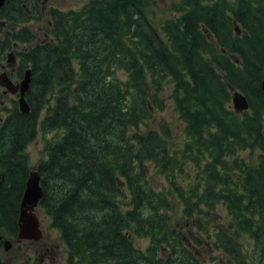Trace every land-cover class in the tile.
<instances>
[{"label": "trees", "instance_id": "16d2710c", "mask_svg": "<svg viewBox=\"0 0 264 264\" xmlns=\"http://www.w3.org/2000/svg\"><path fill=\"white\" fill-rule=\"evenodd\" d=\"M155 3L52 8L47 40L20 51L33 69L31 110H14L3 138L9 183L29 176L26 147L41 129V210L81 261L200 264L186 233L197 248L223 251L226 264H264V0L174 1L176 16L160 27L149 17ZM23 32L11 37L36 38L30 26ZM231 87L248 110L233 109ZM168 99L185 123L178 148L156 120ZM151 165L168 187L152 186ZM190 168L195 179L184 184Z\"/></svg>", "mask_w": 264, "mask_h": 264}, {"label": "flooded vegetation", "instance_id": "af4514ba", "mask_svg": "<svg viewBox=\"0 0 264 264\" xmlns=\"http://www.w3.org/2000/svg\"><path fill=\"white\" fill-rule=\"evenodd\" d=\"M53 1L5 0L0 7V74L7 71L15 83H19L26 70L31 67L29 58L20 55L21 49L27 51L36 42L41 43L49 37L46 27L43 34L37 28L41 21L51 24L49 12L52 8H57V5L52 3ZM20 10L23 15L22 18L16 22H10L11 15L16 17ZM25 13L28 16L27 21L24 20ZM25 26H31L36 38L32 42L14 40L11 33H13L12 36L15 34L22 35ZM11 54H14L12 61H10ZM30 89L31 86L27 95L31 92ZM19 94V91L12 93L0 84V264H88L81 261L73 251L68 250L61 241L57 229L49 225L45 227V220L42 217L44 214L40 204L36 207L35 213L40 218L41 230H32L31 228L27 235L21 232L22 202L28 177L17 188L11 185L7 176L9 169H6L3 164L4 157H1L3 138L8 132L9 119L13 116L14 110L20 111L19 104L16 103ZM29 145L30 143L26 148ZM31 163L32 155L30 154V165ZM180 236L191 249L187 251L194 253L190 259L205 264L206 259L202 258L204 252L192 244L190 239L186 237V233H181ZM138 249L148 250L147 246L145 248L139 246ZM211 249L208 248V250ZM161 252L167 258L168 251L162 249ZM220 252L223 253L221 250ZM185 261L188 259L186 258ZM134 264H147V261L144 257L139 260L137 258Z\"/></svg>", "mask_w": 264, "mask_h": 264}, {"label": "rangeland", "instance_id": "374dc122", "mask_svg": "<svg viewBox=\"0 0 264 264\" xmlns=\"http://www.w3.org/2000/svg\"><path fill=\"white\" fill-rule=\"evenodd\" d=\"M87 0H54L52 3L57 5V7L62 8L63 10H69L71 8H80L82 5L86 3ZM156 3L149 9V17L154 22L155 26L160 27L162 22L169 17L176 16L177 12H175L172 9V3L174 1L179 0H155ZM46 22L41 21L38 24V30H40V33L43 34V30L45 28ZM32 26V25H31ZM43 36V35H42ZM121 75L125 76L123 72H120ZM171 91L170 88L167 89V94H169ZM45 114V112H44ZM44 114L42 117H44ZM156 120L158 122L162 121L169 125L170 129L173 133V140H174V147L178 148L181 147L184 141L186 140V131H185V123L182 119H180L178 113L175 110L174 103L171 99H168L167 101V107L164 110L157 111L156 114ZM157 124L154 123L152 126H156ZM59 131L54 130L49 132V137L55 136ZM46 140L44 137V132L40 129V133L38 137L30 143V145L27 148V151L32 155V165H37L40 160H42V157H44V149H45ZM249 152L247 151L244 153V157L248 158ZM256 158L254 159V162H256ZM151 173H150V181L153 187L155 188H162V187H168L169 182L166 180L165 176L160 174L158 171H156L153 166H150ZM189 174L187 175H180L178 179L184 184H187L188 182H191L195 179V171H193L192 168L188 169ZM177 203V202H176ZM178 204V203H177ZM179 205V204H178ZM181 207L180 205L176 208L175 215H180ZM219 212L221 214V220L220 223H227L228 222V216L227 212L224 207H219ZM45 220V227L49 224V219L44 215L42 216ZM56 233V232H55ZM137 245L145 248L149 243V239H139L137 241ZM201 249V251L204 252V248H198ZM208 249V246L207 248ZM203 259H206L204 262L205 264H226L227 257L221 253L220 251H215L213 249L207 250L204 252V255L202 256Z\"/></svg>", "mask_w": 264, "mask_h": 264}, {"label": "water", "instance_id": "95a60500", "mask_svg": "<svg viewBox=\"0 0 264 264\" xmlns=\"http://www.w3.org/2000/svg\"><path fill=\"white\" fill-rule=\"evenodd\" d=\"M5 0H0V7ZM12 55L10 61H12ZM32 79V69L26 70L24 78L15 84L7 72L0 74V84L6 87L12 93H17L20 90L19 106L22 112H29L31 106L26 99V93L29 90ZM262 88L264 89V79L262 81ZM233 104L237 111H244L249 108V101L246 95L239 91L233 92ZM42 175L37 168H31L29 176L26 182L25 194L22 202L21 212V232L22 234H28L29 230L38 229L41 230V221L37 213H35L36 207L39 205L40 200L44 196V188L41 184Z\"/></svg>", "mask_w": 264, "mask_h": 264}]
</instances>
